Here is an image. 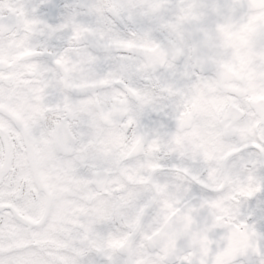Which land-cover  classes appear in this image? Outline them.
I'll return each instance as SVG.
<instances>
[{"label":"snow or ice","instance_id":"obj_1","mask_svg":"<svg viewBox=\"0 0 264 264\" xmlns=\"http://www.w3.org/2000/svg\"><path fill=\"white\" fill-rule=\"evenodd\" d=\"M0 264H264V0H0Z\"/></svg>","mask_w":264,"mask_h":264}]
</instances>
